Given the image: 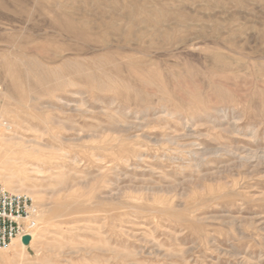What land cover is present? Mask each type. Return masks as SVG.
<instances>
[{"label":"rangeland","instance_id":"1","mask_svg":"<svg viewBox=\"0 0 264 264\" xmlns=\"http://www.w3.org/2000/svg\"><path fill=\"white\" fill-rule=\"evenodd\" d=\"M51 1L0 17L2 130L47 146L0 143L47 216L0 264H264V0H60L83 38Z\"/></svg>","mask_w":264,"mask_h":264},{"label":"bare ground","instance_id":"2","mask_svg":"<svg viewBox=\"0 0 264 264\" xmlns=\"http://www.w3.org/2000/svg\"><path fill=\"white\" fill-rule=\"evenodd\" d=\"M32 1L33 0H0V17L6 18V19L12 18V20L13 19L17 20L18 18L21 19V16L26 13V10H27L26 8H28L27 5H29V3ZM51 2H52V6L49 8V11L52 13L53 16L50 18L48 23H50L53 26H57L62 33L73 36V37L83 38V37H89L90 36V34L88 35L89 29L87 27L86 18H82V21L77 22L76 18L74 17L73 12L66 10L64 8L65 6L63 5V3L60 0H53ZM37 14H39V13H37ZM43 18H44V16H43ZM45 22H47V21H45ZM109 24H111V21H109ZM166 32H165V35H168ZM128 33H130L129 30H127V34ZM22 41H24V40H22ZM31 41H34L33 38H31ZM20 46H22V45H20ZM31 47H34L36 49L35 43ZM40 49H39V51H42L43 48H40ZM37 51H38V49H37ZM3 53H5V51ZM6 54H8V53H6ZM14 56L16 59L21 60V62H22V64H21L22 68H21V66L20 67L18 66L17 68H15V70L19 71V69H20V70L25 71L27 76H28L27 78H34L35 83H40L42 80H46V78H42L41 76L37 75L41 72L42 69H44L43 68L44 66L42 65V63L40 61L35 59L33 56H29V57H27V59H24V57H26V55H24L22 52H19ZM3 58H6V57L3 56ZM132 60L133 59L131 58V61ZM14 65H16L15 59H12V60L7 59L5 62L0 64V68H2L4 71L7 69V73H9L10 75H13L14 73L12 72V68ZM98 68H100V67H98ZM77 71H79L82 75L86 74L82 69H77ZM15 87H16V89H18V87H19V89H21L20 85L15 86ZM32 98L35 99V97H32ZM28 99H31V95ZM10 126L11 125L8 126L7 123L4 122L3 115H2V113H0V127H1L0 128V143H2L4 140H10V139L17 138L19 141V144L26 151L30 150V151H34V152H41L47 148V146L45 144H42L37 139H33V138L24 139L22 137H16V134H12V136L10 135L11 137L5 136L6 133L2 129L9 128ZM12 182L13 181L8 176H6L4 173H2L0 171V183H2V185L10 191H13V192L20 191V189H16L13 187L14 185ZM53 204H54L53 210L55 213H61L65 210H68L72 205L70 201L67 202V200H60V199H55ZM36 206L38 208L41 206V204H36ZM34 218H35L36 222L37 221H39V222H46L47 221V216L44 214L43 211H41V212L38 211V213L36 211ZM29 236H30V241L27 244H24L20 238L13 239L12 242L10 243V245L8 246V249H10L14 253V255H19L20 252H22V250L25 248V246L32 244V242L35 240L34 230L29 233Z\"/></svg>","mask_w":264,"mask_h":264},{"label":"built area","instance_id":"3","mask_svg":"<svg viewBox=\"0 0 264 264\" xmlns=\"http://www.w3.org/2000/svg\"><path fill=\"white\" fill-rule=\"evenodd\" d=\"M36 207L25 192H13L0 183V250L7 249L15 238L29 235L37 222Z\"/></svg>","mask_w":264,"mask_h":264},{"label":"water","instance_id":"4","mask_svg":"<svg viewBox=\"0 0 264 264\" xmlns=\"http://www.w3.org/2000/svg\"><path fill=\"white\" fill-rule=\"evenodd\" d=\"M29 241H30V236H29V235H24V236L22 237V242H23L24 244H27Z\"/></svg>","mask_w":264,"mask_h":264}]
</instances>
